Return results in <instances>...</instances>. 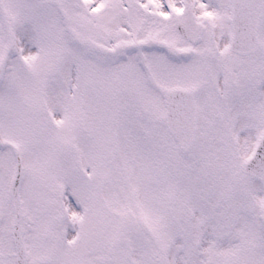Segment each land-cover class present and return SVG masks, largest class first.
Here are the masks:
<instances>
[{
	"label": "snow or ice",
	"instance_id": "1",
	"mask_svg": "<svg viewBox=\"0 0 264 264\" xmlns=\"http://www.w3.org/2000/svg\"><path fill=\"white\" fill-rule=\"evenodd\" d=\"M0 264H264V0H0Z\"/></svg>",
	"mask_w": 264,
	"mask_h": 264
}]
</instances>
